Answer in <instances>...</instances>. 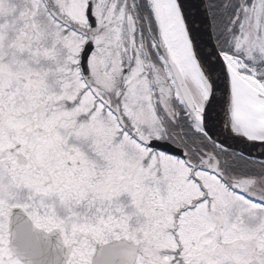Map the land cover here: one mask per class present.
<instances>
[{
  "label": "snow or ice",
  "instance_id": "1",
  "mask_svg": "<svg viewBox=\"0 0 264 264\" xmlns=\"http://www.w3.org/2000/svg\"><path fill=\"white\" fill-rule=\"evenodd\" d=\"M0 264H264V0H0Z\"/></svg>",
  "mask_w": 264,
  "mask_h": 264
}]
</instances>
